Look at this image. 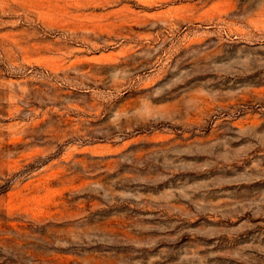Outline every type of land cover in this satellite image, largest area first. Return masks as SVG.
Returning a JSON list of instances; mask_svg holds the SVG:
<instances>
[{
	"label": "rangeland",
	"instance_id": "1",
	"mask_svg": "<svg viewBox=\"0 0 264 264\" xmlns=\"http://www.w3.org/2000/svg\"><path fill=\"white\" fill-rule=\"evenodd\" d=\"M0 264H264V0H0Z\"/></svg>",
	"mask_w": 264,
	"mask_h": 264
}]
</instances>
